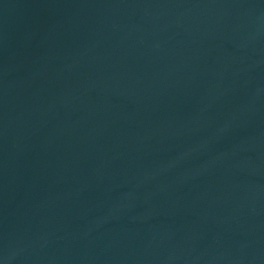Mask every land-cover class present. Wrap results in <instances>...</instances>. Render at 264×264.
Segmentation results:
<instances>
[{"label":"water","instance_id":"95a60500","mask_svg":"<svg viewBox=\"0 0 264 264\" xmlns=\"http://www.w3.org/2000/svg\"><path fill=\"white\" fill-rule=\"evenodd\" d=\"M0 264H264V0H0Z\"/></svg>","mask_w":264,"mask_h":264}]
</instances>
